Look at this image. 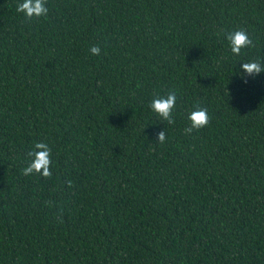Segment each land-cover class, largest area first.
Segmentation results:
<instances>
[{
    "label": "trees",
    "instance_id": "16d2710c",
    "mask_svg": "<svg viewBox=\"0 0 264 264\" xmlns=\"http://www.w3.org/2000/svg\"><path fill=\"white\" fill-rule=\"evenodd\" d=\"M19 2L0 0V264H264V72L239 75L264 63V0ZM170 90L174 124L149 107ZM37 141L49 178L22 173Z\"/></svg>",
    "mask_w": 264,
    "mask_h": 264
},
{
    "label": "clouds",
    "instance_id": "9594fccd",
    "mask_svg": "<svg viewBox=\"0 0 264 264\" xmlns=\"http://www.w3.org/2000/svg\"><path fill=\"white\" fill-rule=\"evenodd\" d=\"M16 11L24 14L27 20L33 18L47 17L49 8L47 7V0H21L17 4ZM231 52L235 56H240L243 49L255 47L253 40L250 38L248 32L243 28L224 33ZM93 55H99L101 48L99 45H93L90 48ZM264 72V63L260 60L245 61L239 68V75L247 82V77H255ZM177 92L170 90L165 95L154 94L149 103V107L158 117L169 124H174L173 110L176 107ZM187 119L189 125L185 128V133H192L193 130H199L206 127L209 123V115L207 108L197 105L188 113ZM166 131L161 130L157 134V142L163 144L166 141ZM52 149L46 142H34L31 149L27 152L29 158L26 167L23 168L22 173L25 176L39 175L44 178L52 176ZM71 187L72 182L68 181Z\"/></svg>",
    "mask_w": 264,
    "mask_h": 264
}]
</instances>
